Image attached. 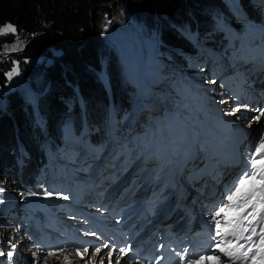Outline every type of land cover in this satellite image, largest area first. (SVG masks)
I'll return each instance as SVG.
<instances>
[{"label":"trees","instance_id":"trees-1","mask_svg":"<svg viewBox=\"0 0 264 264\" xmlns=\"http://www.w3.org/2000/svg\"><path fill=\"white\" fill-rule=\"evenodd\" d=\"M124 11L130 13L144 36L146 54L154 66L149 76L163 77V89L176 99L161 111V118L158 114L145 118L148 127L141 129L143 142L151 140L155 152L165 139L169 143L174 140L166 135L170 125L175 126L171 132L183 134L187 123L197 121L199 127L203 122L199 105L205 102L198 89L200 84L191 80L195 73L210 76V62L214 65L222 60L236 65L252 55V50H260V45L264 50V0H0V27L12 24L22 44L42 33L20 53L0 62V85L6 81L14 59L22 66L26 57L51 58L35 71L40 79L29 87V93L43 90L35 103L41 123L25 93L9 90L1 96L5 102L0 108V187L22 194L51 192L43 196H53L50 178L60 173L50 171L47 160H53L45 151L50 146L53 150L66 146L98 154L105 146L108 125L115 133L113 144L121 139L126 151L136 145V133L130 131V103L139 87L136 78L130 81L123 67L124 58L104 41L128 22ZM242 20L251 21L250 30L257 34L252 45L246 39L247 28ZM16 35L0 34V50ZM190 58H194L193 63H189ZM207 79L205 82H211L210 77ZM157 93L162 98L163 93ZM188 96L196 101L191 106L184 101ZM208 119L212 121L211 116ZM71 161L77 169L76 160ZM4 213L7 209H0V217Z\"/></svg>","mask_w":264,"mask_h":264},{"label":"rangeland","instance_id":"rangeland-1","mask_svg":"<svg viewBox=\"0 0 264 264\" xmlns=\"http://www.w3.org/2000/svg\"><path fill=\"white\" fill-rule=\"evenodd\" d=\"M262 1V0H258ZM123 15L127 18L128 22H124L123 26L121 28H118L115 31V34L111 37L105 38V44L108 46L115 47L116 52L119 56L124 58V69L126 70V73L128 74V77L131 82H134L133 78H136V85L137 88L139 87L138 91L133 95L132 104L130 103V115L133 119L132 124V130L136 133L137 139H138V145L139 147L142 145V140L145 141L144 137L140 138V136L137 134V131H140L139 129L146 127L147 123L143 120V118L149 116V115H155L168 107L170 105V102L174 101V99L164 93L162 94V99L157 97L156 91L160 89L159 84L153 85V91L152 93L149 92L151 100H146L144 96H141L140 90L142 83L144 81L146 69L148 73L150 74L153 69V63H150V61H147L149 59V56L145 54V48H142L145 45L143 41V35L140 33L137 34L135 28L133 25H137L136 22L132 19L130 16V13L127 11H124ZM243 22V20H242ZM135 23V24H134ZM249 24H252L251 21H248ZM247 22H243L245 29L247 28L246 33V39L248 43L256 41L253 39V35L256 37V32L253 30H250V27ZM6 25V24H4ZM2 25L1 27H3ZM132 27L130 29L129 27ZM141 27V26H139ZM256 26H253L252 28H255ZM142 28V27H141ZM139 29V28H138ZM249 29V30H248ZM250 32L252 34H250ZM7 34H13L16 35L15 32H8ZM261 37H263L262 34H260ZM142 41H141V40ZM112 44V45H111ZM254 43H251V45ZM24 45L22 44V39L16 35L15 39L12 43L5 44L3 49L1 50L2 53L5 52H11L13 50H19ZM21 52V51H20ZM17 52V53H20ZM12 54L5 56L3 60H5L7 57H10ZM1 59V61H3ZM50 57H43L42 55H34L31 57H26L23 61L22 66L19 64V61L17 59H14L11 65V68L6 72H10L14 67H18L19 73L17 75H14L11 80L7 79L6 75V81L3 85H0V108L4 107V102L1 100V96L4 95L9 90H16L20 95L26 94L27 98L32 102V105L37 102L38 99V91H33L29 93V87H31V82H38L40 79V74L35 73V71H38L41 69L43 65H46L50 62ZM194 58H190L189 63H193L192 61ZM162 64H165V61L161 60ZM208 65V64H207ZM222 68L226 71L227 68H233V66L226 65L225 63H222ZM173 67H176L174 63H172ZM210 66V76L203 75L205 78H202L203 81L209 80L208 77L216 76L215 69H217V64H214L212 62L209 63ZM216 68H215V67ZM146 67V69H145ZM227 67V68H226ZM167 72V71H165ZM130 73H135L133 76L130 75ZM200 75H202L200 73ZM195 76H198V72L195 73ZM99 77L104 81V78L101 74H99ZM154 77L160 81V75L154 74ZM202 80L199 82V84L203 85V87H199L200 94L203 97V101L206 104L207 113H209L212 117H219V118H225V119H234L235 121L239 120V117H243L245 121V124H248L249 131L253 134L254 137H257L260 139V142L262 139H264V117H261L259 120L256 119L260 115V112L262 110H256L254 114H247L244 110L241 104H237L234 100H232L226 90L224 89L223 92L220 93L219 86L216 85V87H207V82L202 83ZM214 83V81H213ZM105 87H108L107 84H105ZM224 96L226 97L225 100L223 99ZM184 101L191 106V100H189V96L184 99ZM140 104V107H146L147 108V114L145 117H141L139 112L136 111L137 105ZM153 105H157V107H153ZM156 108V109H154ZM264 110V109H263ZM135 113V114H134ZM243 114V116L240 115ZM128 115L126 116V120L128 119ZM188 117V116H187ZM125 120V121H126ZM184 122L185 118L183 119ZM195 127H197V121L193 124ZM161 126V124H160ZM112 126L108 125L107 128V135H106V142L105 146L103 148H106L110 145V141L113 143L115 140V133L109 131V128ZM147 140V139H146ZM146 147L150 149L149 145L151 144L150 140H147ZM57 149L53 151L51 146L46 150L47 156L50 153L51 156L56 152ZM74 154V151H71L69 149H63L61 153L58 155H55L53 157V166L55 169H62L66 168L70 164V160ZM114 155H112L113 157ZM88 160H93L92 157H90ZM149 161L152 162V159H144L142 162H146L147 165H151L153 163H149ZM96 166H99L100 163H95ZM144 167V166H143ZM114 168H121L119 165H115ZM145 168V167H144ZM43 181H45L43 177ZM0 189H3L5 192L9 193H3L0 195V209H7V214L4 213L2 217H0V264H109L107 263V260L109 256L101 255L100 253H103L102 251H99L97 253L96 249L87 250V253L85 254V249H81L79 251L71 250V249H49L42 247L38 242H35L30 238V236L26 232L27 226H22V224L19 222V219H17L21 214L25 215V209L27 206L34 207L35 204L39 203H48L51 201H57L62 205H65V201H61L62 199L59 198V195L57 194L56 197L51 198L45 195V193L37 192L35 195L33 194H22L18 193L17 191H9L8 189L0 187ZM47 191V190H46ZM51 193V192H48ZM63 198L66 196L61 194ZM51 208H53V203L49 204ZM57 206V205H56ZM58 207V206H57ZM57 211H61V208L58 207ZM7 216L10 217L9 225H7L5 222L7 221ZM16 219V220H15ZM15 220V221H14ZM16 222V225H15ZM19 236H22V238L18 239ZM18 239L20 241L17 245L14 243L13 247L9 242L12 239ZM11 252L12 255L9 256L8 253ZM104 256V258H103ZM22 257V258H21ZM83 257V258H81ZM112 263L116 262V260L111 257Z\"/></svg>","mask_w":264,"mask_h":264},{"label":"snow or ice","instance_id":"snow-or-ice-1","mask_svg":"<svg viewBox=\"0 0 264 264\" xmlns=\"http://www.w3.org/2000/svg\"><path fill=\"white\" fill-rule=\"evenodd\" d=\"M16 28L12 24H6L3 27H0V34H6L8 32H15ZM19 73L18 67H14L10 72H8L7 79L11 80L14 75ZM261 117H264V110L260 112V115L256 117L259 120ZM251 161V174L245 176V178L240 179L239 186L236 187V191L232 193V195L228 196V200L230 201V205L225 208H221L220 211L216 213V216H220L221 213H225V216L228 217L226 220V224L224 226V232L221 233V224L220 221H216L217 226V237L221 235L227 237L232 236L236 239L237 243L233 244L231 240H224L218 242L216 247L219 252H222L226 256L236 257V259H240L241 255L238 254L239 249L245 248L244 244H240L239 241L241 239L249 242V247L246 252L242 255L244 258H248V256L252 253V244L253 236L259 235V247L257 248V252L261 254V259L264 260V235L257 233L255 227H244L241 231V218L242 220H246L249 225H252L254 221L260 216L261 211H264V139L261 140L260 144L256 146L255 152L250 156ZM257 176L260 177L257 180ZM259 188L260 191L257 192L256 189ZM3 189H0L2 192ZM45 195H51V193H46ZM259 196L260 200L258 206L253 205L252 201L256 200V197ZM67 199V197H65ZM243 201V204L240 201ZM245 205L251 206L253 208L252 212H248L247 215H243L245 211ZM231 213V216H229ZM251 217V219H249ZM215 219V217H213ZM251 232V235L245 237L243 236V232ZM261 232H264V229H261ZM221 243L226 246H221ZM235 248L237 251H233ZM97 253L99 249L96 250ZM87 253V249H85V254ZM9 256L12 255L11 252L8 253ZM83 258V257H81ZM205 261H211L213 264H220L219 256H201L199 258V262L190 260L188 264H204Z\"/></svg>","mask_w":264,"mask_h":264},{"label":"clouds","instance_id":"clouds-1","mask_svg":"<svg viewBox=\"0 0 264 264\" xmlns=\"http://www.w3.org/2000/svg\"><path fill=\"white\" fill-rule=\"evenodd\" d=\"M133 27L135 28V30H136V32H137V34L140 36V33H139V30H138V28L135 26V25H133ZM144 41V40H143ZM1 51V50H0ZM1 62V61H0ZM175 64V66L177 67V64L176 63H174ZM172 72V70H167V72L166 73H171ZM216 72V71H215ZM181 74H182V72H181ZM186 74H187V72H186ZM200 75V73H198V76ZM198 76H192L194 79H197V77ZM200 76H203V75H200ZM164 80V79H163ZM206 81V80H205ZM207 81H209V80H207ZM213 84H217V81L215 80L214 81V83ZM160 86H161V92L164 94V93H166V91L163 89V85H162V83H161V79H160ZM43 92V90L40 92V93H42ZM168 92V91H167ZM40 93H38V96L40 95ZM167 94V93H166ZM169 95L174 99V101H176V99H175V97H174V95L173 94H171V93H169ZM158 97V96H157ZM158 98H160V97H158ZM162 98H160V100H161ZM173 102V101H172ZM171 103V102H170ZM32 107L34 108V104L32 105ZM162 111V110H161ZM161 111L159 112L160 114H161ZM142 117L144 116V113H143V111H142ZM150 116V115H149ZM144 119V118H143ZM69 150H73V149H71V148H69ZM45 153H46V156H47V151H45ZM50 156V153L48 154V156L47 157H49ZM52 158H53V156L52 157H50V159L52 160ZM47 162H48V164L49 163H51L49 160H47ZM50 166L51 165H49V168H50ZM10 191V190H9ZM3 193H9V192H5V191H2V192H0V195L1 194H3ZM52 198H53V196H51ZM35 208H36V206H34L33 207V209L35 210Z\"/></svg>","mask_w":264,"mask_h":264},{"label":"bare ground","instance_id":"bare-ground-1","mask_svg":"<svg viewBox=\"0 0 264 264\" xmlns=\"http://www.w3.org/2000/svg\"><path fill=\"white\" fill-rule=\"evenodd\" d=\"M157 107V105H153V107ZM154 109H156V108H154ZM240 115L242 116L243 114H241L240 113ZM88 160V159H87ZM101 165V164H100ZM100 165H99V168L101 169V167H100ZM102 170V169H101ZM214 171L213 170H208V175L209 174H211V173H213ZM194 198H195V201L196 202H198L199 204H202L203 203V201H204V196L203 195H198V194H196L195 192H194ZM230 195H232V192L230 191V193H227L226 195H225V199L228 201V202H230L229 200H228V196H230ZM49 203V202H48ZM62 216V215H61ZM101 255H103V253H100ZM22 258V257H21ZM103 258H104V256H103ZM107 263H112V259L110 258H108V260H107Z\"/></svg>","mask_w":264,"mask_h":264},{"label":"water","instance_id":"water-1","mask_svg":"<svg viewBox=\"0 0 264 264\" xmlns=\"http://www.w3.org/2000/svg\"><path fill=\"white\" fill-rule=\"evenodd\" d=\"M40 34H42V33H36V34H34V35H32L29 39H27L26 40V42L24 43V45L21 47V49H19V50H13V51H9V52H5V53H2V51H0V61H1V59L3 60V58L5 57V56H7V55H9L10 53L11 54H13V53H17V52H20V51H22L23 50V48L25 47V45L33 38V37H35V36H39Z\"/></svg>","mask_w":264,"mask_h":264}]
</instances>
